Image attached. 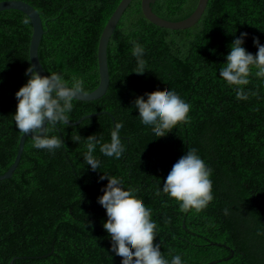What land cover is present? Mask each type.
<instances>
[{
    "label": "trees",
    "instance_id": "obj_1",
    "mask_svg": "<svg viewBox=\"0 0 264 264\" xmlns=\"http://www.w3.org/2000/svg\"><path fill=\"white\" fill-rule=\"evenodd\" d=\"M21 1L41 18L38 57L46 73L61 74L69 86L74 77L82 79L85 92L96 89L98 40L121 0ZM197 3L155 0L151 9L178 22ZM244 32L242 46L255 55L253 38L264 45V0H208L198 22L185 30L150 23L141 0H132L108 42L106 93L73 100L68 118L98 115L78 125H49L48 136L66 145L52 152L27 138L12 177L0 180V264H122L103 227L108 218L98 198L108 180L102 175L120 179L150 209L155 243L169 264L175 255L182 264H264V77L253 68L243 86L249 98L238 100L236 87L219 76L230 45ZM31 34L25 14L0 12V175L13 163L23 134L14 121L15 94L29 79ZM137 45L144 49L142 75L135 73ZM157 90L174 91L190 105L188 121L160 138L134 106L137 97L147 100L145 94ZM116 123L123 124L125 153L106 157L97 144L100 167L93 171L84 160L87 138L110 143ZM193 148L212 170L213 200L199 212H182L163 183Z\"/></svg>",
    "mask_w": 264,
    "mask_h": 264
},
{
    "label": "clouds",
    "instance_id": "obj_2",
    "mask_svg": "<svg viewBox=\"0 0 264 264\" xmlns=\"http://www.w3.org/2000/svg\"><path fill=\"white\" fill-rule=\"evenodd\" d=\"M247 33H241L230 45V53L226 64L219 70V76L228 86L236 87V98L247 100L249 93L243 86L249 84V76L255 68L257 77H264V45L258 38L253 43L258 51L249 53L242 45ZM144 49L137 45L133 55L137 57L136 74L142 75L145 61L142 59ZM29 76L27 83L15 94L18 104L14 115L15 125L23 134H30L33 146L52 152L66 146L61 138L48 136V126L55 127L59 123L69 126L68 113L73 109L72 101L85 94L84 81L73 78L71 85L61 74L51 73L42 76L36 66L30 64L25 72ZM253 95L255 93H252ZM139 96L134 106L144 125L151 126L157 137H164L178 124L188 121L190 105L174 91H153ZM122 123H116L111 132L110 143H101L95 135L87 138V152L84 160L93 171L100 167V161L93 155L96 145L100 144V152L106 157L121 159L125 147L119 135ZM212 170L208 168L197 154L196 149L188 150L172 167L165 182L163 192L179 203L180 210L187 212L203 210L213 200ZM108 183L98 203L106 209L107 222L103 227L112 240L111 251L122 257V264H169L160 251V244L155 243L157 225L152 221L151 211L144 202L133 194L132 190H124L122 181L115 176H100ZM159 191L156 195H159ZM228 215V209H224ZM91 226V225H89ZM170 264H182L180 255L172 257Z\"/></svg>",
    "mask_w": 264,
    "mask_h": 264
},
{
    "label": "water",
    "instance_id": "obj_3",
    "mask_svg": "<svg viewBox=\"0 0 264 264\" xmlns=\"http://www.w3.org/2000/svg\"><path fill=\"white\" fill-rule=\"evenodd\" d=\"M132 0H121L112 13L111 17L107 21L100 38L98 40V47H97V65H98V74H99V84L91 92H85L84 95L78 96L74 100L79 101H93L101 98L107 91L109 85V72H108V65H107V46L110 37L112 36L121 16L123 15L124 11L127 9L129 4ZM155 0H141V11L143 16L152 24L169 29V30H185L194 26L198 20L201 18L208 0H198L197 6L194 11L191 13L190 16L185 18L184 20L178 22H171L165 19H162L155 13H153L151 9V4L154 3ZM6 10H16L20 11L25 14L31 22L32 26V34L30 38L29 48H28V57L30 64L36 66V71H38L42 76H48L46 71L43 69L39 57H38V47L43 36V27L42 21L37 13V11L28 3L21 1V0H5L0 2V12ZM98 114H89L80 118L76 122H69V125H78L84 120L85 118H91ZM112 122L114 123V119L112 118ZM31 138L30 134H22L19 138L18 142V149L15 155L14 161L8 170L0 175V180L10 179L17 168L25 140Z\"/></svg>",
    "mask_w": 264,
    "mask_h": 264
}]
</instances>
